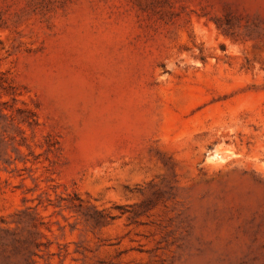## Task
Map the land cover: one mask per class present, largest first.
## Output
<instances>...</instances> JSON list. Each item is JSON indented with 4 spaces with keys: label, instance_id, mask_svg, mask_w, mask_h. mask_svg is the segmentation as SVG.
<instances>
[{
    "label": "rangeland",
    "instance_id": "1",
    "mask_svg": "<svg viewBox=\"0 0 264 264\" xmlns=\"http://www.w3.org/2000/svg\"><path fill=\"white\" fill-rule=\"evenodd\" d=\"M0 264H264V0H0Z\"/></svg>",
    "mask_w": 264,
    "mask_h": 264
}]
</instances>
